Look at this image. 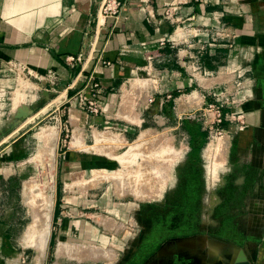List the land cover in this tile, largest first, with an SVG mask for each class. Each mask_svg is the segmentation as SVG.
<instances>
[{
	"label": "rangeland",
	"instance_id": "374dc122",
	"mask_svg": "<svg viewBox=\"0 0 264 264\" xmlns=\"http://www.w3.org/2000/svg\"><path fill=\"white\" fill-rule=\"evenodd\" d=\"M15 46L25 44L0 43ZM3 62L0 223L9 225L7 264H232L239 251L251 264H264V143L250 164L237 153L247 126L243 80L225 75L215 90L221 95L208 93L203 101L188 97L192 88L174 91L171 104L158 103L150 117L107 113L101 120L107 123L93 131L74 121L73 94L58 85L55 71ZM183 104L192 110L181 115ZM68 160L75 164H63ZM56 191L63 208L54 214ZM42 214L51 215L56 238L44 256L32 243ZM63 222L69 229L57 240ZM139 235L132 258L121 262ZM59 242L70 253L58 255Z\"/></svg>",
	"mask_w": 264,
	"mask_h": 264
},
{
	"label": "crops",
	"instance_id": "0c3cea01",
	"mask_svg": "<svg viewBox=\"0 0 264 264\" xmlns=\"http://www.w3.org/2000/svg\"><path fill=\"white\" fill-rule=\"evenodd\" d=\"M254 1L126 0L114 21L98 16L99 0H0V43L25 44L0 47V58L5 63L55 71L58 85L66 87L69 95L93 79L103 88L105 115L111 117L154 116L155 106L174 91L192 88L188 97L203 101L205 94L227 79L243 80L245 95L249 94L244 107L247 126L241 131L237 153L244 164H250L264 143V0L253 6ZM224 75H228L226 80ZM191 110L183 104L177 111L182 115ZM73 112L82 128L94 131L107 123H101L102 117ZM5 123L0 120V126ZM114 126L125 131L123 123ZM97 137L99 140L100 135ZM71 160L63 164L74 165ZM66 177L63 173L62 180ZM58 195L56 191L54 214L63 208ZM42 217L47 219L43 225L39 222L37 237L32 240H39L40 248L36 241L32 243L44 256L46 245L56 238L50 237L51 215ZM7 228L9 225L0 223V264H7L12 255L7 253ZM68 229L63 222L57 240ZM84 230L90 234L88 227ZM140 236L121 262L132 258ZM68 250L67 244L59 242L56 253ZM198 264L207 263L199 260Z\"/></svg>",
	"mask_w": 264,
	"mask_h": 264
},
{
	"label": "built area",
	"instance_id": "2783aa9c",
	"mask_svg": "<svg viewBox=\"0 0 264 264\" xmlns=\"http://www.w3.org/2000/svg\"><path fill=\"white\" fill-rule=\"evenodd\" d=\"M125 1L126 0H99L97 11L98 16L103 20L113 19L116 21ZM160 45L162 46L164 44L160 43ZM68 60L73 61V58L69 57ZM4 65L15 64L8 62ZM104 65H109V63L104 62ZM240 74H243V72H240ZM210 93L213 97H218L221 95L222 91L213 90ZM246 95L248 97L249 94ZM170 99H172V95H166L164 102L168 103ZM69 100H72V106L78 111L93 117H105L106 111L103 104V88L98 82L91 78L88 79L82 87L76 90ZM149 103H155V100L149 99ZM217 116H220L219 112Z\"/></svg>",
	"mask_w": 264,
	"mask_h": 264
},
{
	"label": "bare ground",
	"instance_id": "6f19581e",
	"mask_svg": "<svg viewBox=\"0 0 264 264\" xmlns=\"http://www.w3.org/2000/svg\"><path fill=\"white\" fill-rule=\"evenodd\" d=\"M224 76H225V75H224ZM140 87H141V86H140ZM137 88H138V87H137ZM141 88H142V87H141ZM141 88H140V89H141ZM192 97H193V96H192ZM196 98H197V96H196ZM124 99H126V98H124ZM129 99H130V98H129ZM190 99H191V98H190ZM199 100H200V99H199ZM127 101H128V100H127ZM126 109H127V108H126ZM129 110H130V109H129ZM126 112H127V111L125 110V113H126ZM122 113L124 114V112H122ZM41 133H43V132H41ZM44 133H45V132H44ZM47 133H49V132H47ZM143 133H144V132H143ZM38 134H40V133H38ZM104 134H105V133H104ZM100 135H101V134H100ZM141 135H142V134H141ZM152 135H153V134H152ZM44 136H45V135H44ZM50 136H51V135H50ZM97 136H98V135H97ZM156 136H157V135H156ZM100 137H101V136H100ZM100 137H99V140H100V139H104V138H100ZM114 137H118V136H114ZM114 137H112V138H114ZM44 138H45V137H44ZM97 138H98V137H97ZM97 138H96V139H97ZM46 139H47V138H46ZM151 139H152V138H151ZM158 139H159V138H158ZM105 140H106V139H105ZM114 140H116V139H114ZM118 140H119V139H118ZM101 141H102V140H101ZM155 141H156V140H155ZM162 141H163V140H162ZM102 142H103V141H102ZM137 142H138V141H137ZM137 142H136V143H137ZM156 142H157V141H156ZM156 142H154V143L156 144ZM159 142H160V141H159ZM134 143H135V142H134ZM138 143H140V142H138ZM149 143H150V142H149ZM152 143H153V142H152ZM157 143H158V142H157ZM73 144H74V143H73ZM132 144H133V143H132ZM139 145H140V144H139ZM139 145H138V146H139ZM149 145H150V144H149ZM152 145H153V144H152ZM134 146H137V145L134 144ZM138 146H137V149H138ZM144 146H145V145H144ZM159 146H160V145H159ZM152 147H153V146H152ZM156 147H157V146H156ZM128 148H131V146L128 147ZM133 148H134V147H133ZM162 148H163V147H162ZM130 150H132V149H130ZM144 150H145V149H144ZM132 151H133V150H132ZM138 151L140 152L141 150H138ZM142 151H143V150H142ZM133 152H134V151H133ZM129 154H130V152H129ZM165 154H166V153H165ZM126 155H127V154H126ZM159 155H160V154H159ZM116 157H117V156H116ZM122 157H123V156H122ZM161 157H162V156H161ZM163 157H164V156H163ZM125 158H126V157H125ZM117 159L119 160V158H117ZM128 159H130V158H128ZM154 159H155V157H154ZM154 159H152V161H153ZM160 159H161V158H160ZM120 161H121V160H120ZM120 161H119V162H120ZM126 161H127V159H126ZM128 161H129V160H128ZM155 161H156V160H155ZM121 162H122V161H121ZM121 162H120V163H121ZM129 162H130V161H129ZM122 163H123V162H122ZM122 163H121V164H122ZM141 163H144V162H141ZM141 163H140V164H141ZM146 163H147V162H146ZM152 163H154V162H152ZM158 163L160 164V162H158ZM162 163H164V162H162ZM162 163H161V165H162ZM121 164H120V165H121ZM123 164H124V163H123ZM133 164H134V163H133ZM133 164H132V165H133ZM167 164H168V163H167ZM216 164H219V163H216ZM125 165H126V164H125ZM132 165H131V168H132ZM135 165H136V164H135ZM151 165H152V164H151ZM219 165H220V164H219ZM129 166H130V165H129ZM166 166H167V165H166ZM212 166H213V165H212ZM125 167H126V166H125ZM152 167H153V166H152ZM214 167H215V164H214L213 168H214ZM127 168H128V167H127ZM129 168H130V167H129ZM154 168H155V166H154ZM157 168H158V167H157ZM122 169H124V167H123ZM125 169H126V168H125ZM135 169H136V168H135ZM131 170H132V169H131ZM152 170H153V169H152ZM210 170H212V169H210ZM116 171H117V170H116ZM124 171H125V170H124ZM124 171H123V172H124ZM136 171H138V170H136ZM150 171H151V170H150ZM156 171H157V170H156ZM159 171H160V170H159ZM213 171H214V169H213ZM127 172H128V171H127ZM130 172H131V171H130ZM133 172H135V171H132V173H133ZM211 172H212V171H211ZM116 173H118V172H116ZM138 173H139V172H138ZM138 173H137V174H138ZM150 173H151V172H150ZM104 174H106V173H104ZM109 174H110V173H109ZM118 174H119V173H118ZM127 174H128V173H127ZM129 174H130V173H129ZM133 174H134V173H133ZM137 174H136V175H137ZM147 174H148V172H147ZM156 174H157V173H156ZM160 174H161V173H160ZM113 175H114V174H113ZM124 175H126V174H124ZM139 175H140V174H139ZM143 175H144V173H143ZM104 176H105V175H104ZM106 176H107V175H106ZM111 176H112V175H111ZM111 176H110V177H111ZM116 176H117V175H116ZM120 176H122V175H120ZM99 177H100V176H99ZM122 177H123V176H122ZM126 177H127V175H126ZM126 177H125V178H126ZM138 177H141V176H138ZM144 177H145V176H144ZM155 177H157V175H156ZM158 177H159V176H158ZM158 177H157V178H158ZM111 178H113V177H111ZM120 178H121V177H120ZM129 178L131 179V176H130ZM141 178H143V177H141ZM146 178H149V176L146 177ZM150 178H151V177H150ZM90 179H91V178H90ZM151 179H153V178H151ZM73 180H74V179H73ZM76 180H77V179H76ZM127 180H128V179H127ZM145 180L148 181L147 179H145ZM162 180H163V179H162ZM91 181H93V179H92ZM132 181H133V180H132ZM77 182H78L77 184H80V183H79V182H80L79 180H78ZM82 182H84V181H82ZM89 182H90V181H89ZM89 182H88V183H89ZM97 182H98V181H97ZM134 182H135V181H134ZM86 183H87V181H86ZM128 183H129V182H128ZM144 183H145V182H144ZM146 183H147V182H146ZM149 183H150V182H149ZM152 183H153V182H152ZM72 184H74V183H72ZM72 184H71V185H72ZM77 184H76V186H77ZM90 184H93V183H90ZM153 184H154V183H153ZM74 185H75V184H74ZM93 185H94V184H93ZM119 185H120V184H119ZM125 185H126V184H125ZM132 185H133V183H132ZM135 185H136V183H135ZM79 186H80V185H79ZM123 186H124V184H123ZM146 186H147V185H146ZM132 187H133V186H132ZM80 188H81V187H80ZM114 188H115V187H114ZM150 188H151V187H150ZM83 189H84V186H83ZM138 189H139V188H138ZM126 192H127V191H126ZM119 194H120V193H119ZM150 194H151V193H150ZM148 195H149V194H148ZM42 197H43V196H42ZM138 197H139V196H138ZM36 198H38V197H36ZM40 198H41V197H40ZM134 198H135V197H134ZM46 201H47V200H46ZM37 202H38V201H37ZM48 202H49V201H48ZM33 203H34V202H33ZM35 204H37V203L35 202ZM39 204H40V203H39ZM51 204H52V203H51ZM40 205H41V204H40ZM37 206H38V205H37ZM44 206H45V205H44ZM39 208H41V207H39ZM42 211H43V209H42ZM43 212H44V211H43ZM38 218H39V217H38ZM42 218H43V220L41 219L40 223H41V222H45V221H44V218H45V217H42ZM45 219H47V218H45ZM40 223H39V224H40ZM103 223H104V222H103ZM46 224H47V222L44 224L43 227H45ZM100 224H101V223H100ZM110 224H111V223H110ZM41 225H43V224L41 223ZM41 225H40V227H41ZM36 227H37V226H36ZM38 227H39V226H38ZM43 227H41V230H42ZM33 228H34V227H33ZM46 228H47V227H46ZM48 228H49V227H48ZM29 230H30V229H29ZM31 230H32V229H31ZM34 230H35V228H34ZM41 230H40V235H42V234H41ZM43 231H44V230H43ZM45 231H46V230H45ZM45 231H44V232H45ZM48 231H49V230H48ZM44 232H43V234H44ZM31 234H32V232H31ZM36 234H37V232H36ZM28 235H29V234H28ZM46 235H47V234H46ZM46 235H45V238H46ZM48 235H49V233H48ZM26 236H27V235H26ZM33 236L35 237V235H33ZM38 236H39V235H38ZM29 237H31V236H29ZM36 237H37V235H36ZM31 239H32V238H31ZM35 239H36V238H35ZM37 239H38V238H37ZM39 239H41V238L39 237ZM43 240H44V238H43ZM43 240H42V242H43ZM30 241H31V240H30ZM30 241H29V242H30ZM35 241H36L35 244H37V241L39 242V240H35ZM35 241H32V242H35ZM40 241H41V240H40ZM45 241H46V240H45ZM45 241H44V243H45ZM47 241H48V240H47ZM42 242H40V243H42ZM44 243H42V245H43ZM30 244H31V243H30ZM37 245H38V244H37ZM37 245H36V248H37L39 245H41V244H39L38 246H37ZM44 245H45V244H44ZM34 246H35V245H34ZM46 246H47V245H46ZM42 247H43V246H42ZM42 247H41V248H42ZM80 247H81V246H80ZM39 248H40V246H39ZM87 248H88V247H87ZM37 249H38V248H37ZM63 249H64V247H63ZM67 249H68V248H67ZM69 249H71L70 246H69ZM95 249H96V248H95ZM97 249H98V248H97ZM38 250H39V249H38ZM40 250H41V249H40ZM40 250H39V251H40ZM42 250H43V249H42ZM65 250H66V249H65ZM85 250H86V249H85ZM93 250H94V248H93ZM93 250H91V252H92ZM66 251H67V250H66ZM94 251H95V250H94ZM68 252H69V250H68ZM101 252H102V250H101ZM69 253H70V252H69ZM79 253H80V252H79ZM99 254H100V252H99ZM80 255L82 256V254H80ZM83 255H84V254H83ZM92 255L94 256V254H92ZM96 255H98V254H96ZM76 256H77V255H76ZM81 256H80V257H81ZM87 256H88V255H87ZM88 257H89V256H88ZM93 258H94V257H93Z\"/></svg>",
	"mask_w": 264,
	"mask_h": 264
},
{
	"label": "water",
	"instance_id": "95a60500",
	"mask_svg": "<svg viewBox=\"0 0 264 264\" xmlns=\"http://www.w3.org/2000/svg\"><path fill=\"white\" fill-rule=\"evenodd\" d=\"M232 264H251V263L247 260L243 251H239L238 257L236 258L235 261H233Z\"/></svg>",
	"mask_w": 264,
	"mask_h": 264
},
{
	"label": "flooded vegetation",
	"instance_id": "af4514ba",
	"mask_svg": "<svg viewBox=\"0 0 264 264\" xmlns=\"http://www.w3.org/2000/svg\"><path fill=\"white\" fill-rule=\"evenodd\" d=\"M140 238H141V236H140ZM142 239V238H141ZM140 241V240H139Z\"/></svg>",
	"mask_w": 264,
	"mask_h": 264
}]
</instances>
